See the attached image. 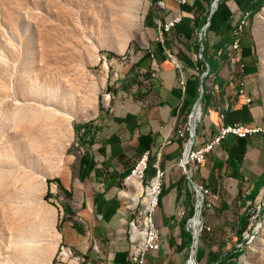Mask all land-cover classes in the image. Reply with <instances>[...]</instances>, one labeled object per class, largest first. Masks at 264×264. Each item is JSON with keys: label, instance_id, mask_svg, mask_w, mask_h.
I'll return each mask as SVG.
<instances>
[{"label": "rangeland", "instance_id": "1", "mask_svg": "<svg viewBox=\"0 0 264 264\" xmlns=\"http://www.w3.org/2000/svg\"><path fill=\"white\" fill-rule=\"evenodd\" d=\"M133 1L0 0V264H113L111 253L125 244L126 264H139L140 259L143 264H175L174 253L183 235L180 229L157 230L158 248L150 250L139 249L141 232L130 233L131 221L140 229L144 218L140 199L127 208L120 195L128 190L125 179L130 170L103 192L117 201L118 223L122 224L106 231L91 229L81 216L86 186L74 187L78 163L85 156L84 144L94 146V161L100 158L96 141L87 140V125L112 100H119L115 95L123 87L126 65L134 51L145 49L146 27L150 18H157L153 1L140 0L134 28L122 29L120 18ZM217 1H210L208 11ZM255 1L259 5L239 35L249 39L254 54L245 86L256 103L264 106V0ZM137 83H142L139 77ZM64 84L74 86L73 91L64 93ZM89 94L90 103L86 101ZM51 108L57 110L53 113L74 114L68 121L71 137L60 152L52 150L50 134L55 121ZM141 157L136 153L123 162L134 166ZM144 162L146 166L150 158ZM191 165L180 166L186 170L184 193L175 201L173 218L191 231L189 219L202 197L197 235L203 236L206 246L214 245L200 260L201 251L196 250L192 255L196 264H217L220 254L235 249L242 253L225 264H264V190L242 205L230 202L231 216L208 215L211 204L207 205L208 193L202 190L206 187L196 181L197 168L189 169ZM144 177L143 189L151 178ZM189 178L202 189L195 190ZM68 181L73 187L69 188ZM97 188L101 192V186ZM96 204L94 200L90 210L99 221L103 217L95 216L99 213ZM236 217H241V225L233 221ZM74 228L76 240L88 245L87 252L66 243L63 232H76ZM151 251L162 255L152 258ZM93 253L102 254V262L97 256L92 258ZM189 255L190 243L184 246L178 264H186Z\"/></svg>", "mask_w": 264, "mask_h": 264}, {"label": "crops", "instance_id": "2", "mask_svg": "<svg viewBox=\"0 0 264 264\" xmlns=\"http://www.w3.org/2000/svg\"><path fill=\"white\" fill-rule=\"evenodd\" d=\"M151 1L157 9V18H150V24L146 27L145 49L134 51L131 55L133 60L126 65L123 87L115 95L119 100H112L105 111L87 125V140L96 141L100 158L94 161L95 156L91 152L94 146L84 144L85 156L78 163L74 187L78 190L80 184L86 186L87 195L81 203L80 213L90 223L91 229L98 227L106 231L118 227L122 224L118 223L121 218L117 201L103 192L133 167L123 161L136 153L145 155L146 159L149 157L144 178H157L160 181L152 221L161 232L173 229L189 231L191 246L195 228L191 225L190 231L187 225L175 221L173 213L175 201L184 193L186 170L183 171L178 162L190 136L189 120L193 107L198 108L194 116L193 148L213 141L225 125L240 124L257 129L244 137L230 133L223 135L214 141L206 159L198 165L196 181L206 187L207 205L211 204V212L207 214L231 216L230 202L242 205L264 190V106L256 103L245 86L253 67L250 56L254 54L249 39L243 33L239 52L230 46L233 26L246 27L256 1L220 0L216 6H211L210 11L208 4L211 0ZM139 2L134 0L128 3L129 8L120 18L122 29L134 28ZM138 73L142 74L139 76ZM138 77L142 80L140 84L137 83ZM63 86L64 93L73 91L74 86ZM246 97L250 98V102L245 101ZM86 101L90 103V94ZM55 110L51 108L55 124L50 139L53 142L52 150L60 152L71 137L68 121L74 114L53 113ZM179 129L184 131V137L176 136ZM114 159L117 165L112 162ZM190 168L195 171L192 165ZM139 180L133 175L128 176L125 179L128 190H122L120 195L127 208H133L140 199L144 205V217L148 195L141 185L143 179ZM194 184L195 188L197 185ZM97 185L101 186V192L96 191ZM68 186L73 187V183L68 181ZM144 190L146 193L142 197ZM94 200L99 212L95 216L103 217L99 221H95L90 210ZM240 218L233 220L236 225L240 224ZM77 228H74L76 232L73 229L63 232V237L67 244L87 252L88 245L76 240ZM134 230L141 232L139 247L144 238L145 217L140 229L135 220L131 221L130 233ZM203 242V236L197 235L194 255L196 250L201 251L198 260L214 245L208 242L206 246ZM189 243L182 235L181 244H177L179 249L174 253L175 264L180 262L184 246ZM127 248L126 244L120 245L111 253L113 264H126ZM151 253L152 258L162 255L159 251ZM100 255L93 253L91 256H97V261L102 262ZM222 256L220 254L218 260Z\"/></svg>", "mask_w": 264, "mask_h": 264}, {"label": "built area", "instance_id": "3", "mask_svg": "<svg viewBox=\"0 0 264 264\" xmlns=\"http://www.w3.org/2000/svg\"><path fill=\"white\" fill-rule=\"evenodd\" d=\"M240 30H241V26L238 25L233 32V39H232V42L230 44L231 48L237 52H239V50H240V46H239ZM201 36L202 35L200 34L199 39H201ZM245 101L250 102V98L246 97ZM255 131H257L256 128H250V127H246V126L240 125V124L225 125L220 129L219 135L217 137H215L213 141H210L201 147H197V148H193V149L189 148V150L187 151V155H186L185 159H184V157H182V159L178 163L184 169H185V166L187 163L192 164L193 168L196 169L198 167V165L202 164V162L204 161V155H205V153H207L211 150V147H212V144L214 143V141H218L219 138L222 137L223 135L230 133V134H233V135L238 136V137H244V136L251 135ZM176 136L177 137H184V131L182 129L177 130ZM187 142H188V140L186 141V145H187ZM186 145H185V147H186ZM144 158H146L145 155H143V157H141L140 160L137 161V163L130 169V176L141 175L142 179H143ZM199 189H202V188L199 187ZM202 190H203V192H206L205 189H202ZM158 197H159V193L157 194V203H158ZM157 203H156V207H157ZM130 225H131V223H130ZM157 248H158V235H157V228H156L155 244H154V246H152V249H157ZM140 264H143L142 259H140Z\"/></svg>", "mask_w": 264, "mask_h": 264}, {"label": "bare ground", "instance_id": "4", "mask_svg": "<svg viewBox=\"0 0 264 264\" xmlns=\"http://www.w3.org/2000/svg\"><path fill=\"white\" fill-rule=\"evenodd\" d=\"M195 116L197 115V108L195 107ZM188 145L184 151V159L187 155ZM144 169H145V162H144ZM134 177L142 180L141 175H133ZM137 179V180H138ZM198 190V187L195 186ZM146 190L148 195V203L146 205V214H145V231H144V238L139 246V249L143 248V250H150L152 249V246L155 244V234H156V227L153 223L152 219V212L156 206L157 203V194L160 191V182L157 178H151L146 183ZM200 194V192L198 191ZM33 193H31L32 195ZM202 197L200 196L197 203V211L193 214V216L190 218L191 225L197 230V225L199 224V214H198V207L200 206ZM138 249V250H139ZM138 250L136 252H138ZM143 253V252H142ZM147 253V252H145ZM140 264V260H139ZM186 264H196L195 258L191 256L189 259L186 260Z\"/></svg>", "mask_w": 264, "mask_h": 264}, {"label": "trees", "instance_id": "5", "mask_svg": "<svg viewBox=\"0 0 264 264\" xmlns=\"http://www.w3.org/2000/svg\"><path fill=\"white\" fill-rule=\"evenodd\" d=\"M259 5L258 4H253V8L251 10V12L249 13V18H251V16L253 15L256 7ZM262 211L264 212V205H263V208H262ZM239 223L240 225L242 224V220L241 218L239 219ZM183 235H184V240L189 243L190 240H191V233L189 231H184L183 232ZM242 253V249H235L231 254H228V255H224L223 257H221L218 261H217V264H225V262L227 260H230L232 258H236L237 256H239L240 254Z\"/></svg>", "mask_w": 264, "mask_h": 264}, {"label": "water", "instance_id": "6", "mask_svg": "<svg viewBox=\"0 0 264 264\" xmlns=\"http://www.w3.org/2000/svg\"><path fill=\"white\" fill-rule=\"evenodd\" d=\"M193 108H194V110L192 111V113L190 115V120H189L191 131H190V136H189V139H188V142H187L188 150H189V148H190V146L192 144L193 134H194V116H195V111L196 110H195V107H193ZM187 145H186V147H187ZM186 147H185V149H186ZM183 157H184V153H183ZM200 205H201V202H200ZM199 209H200V206L198 207V213H199ZM196 211H197V204H195V212ZM192 236H193V240H192V243H191V246H190V255H189V257H191L192 255H194L195 242H196V236H197V230H195V229L193 230Z\"/></svg>", "mask_w": 264, "mask_h": 264}]
</instances>
